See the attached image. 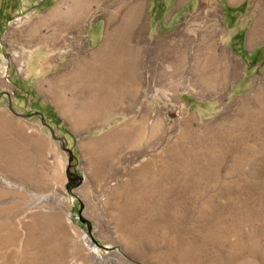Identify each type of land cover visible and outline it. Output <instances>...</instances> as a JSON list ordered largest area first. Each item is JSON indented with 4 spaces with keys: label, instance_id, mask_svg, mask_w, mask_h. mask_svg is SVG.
I'll list each match as a JSON object with an SVG mask.
<instances>
[{
    "label": "rangeland",
    "instance_id": "rangeland-1",
    "mask_svg": "<svg viewBox=\"0 0 264 264\" xmlns=\"http://www.w3.org/2000/svg\"><path fill=\"white\" fill-rule=\"evenodd\" d=\"M58 1L69 5V0H1L0 41H6V34L12 27L20 29L34 18L46 16L48 8ZM207 1L212 3L211 10H215L209 16L202 13L206 9ZM116 3V0L94 2L90 22L96 17L103 18ZM263 5L264 0H238L236 3L230 0H145L144 24H147L148 19L151 36L157 33L168 34L177 26L186 31L193 27L203 31L218 20L220 31L217 41L233 56L240 69L239 76L229 80L221 94L209 95L185 87L182 84V73L178 77L179 84L173 95L175 102H170L169 95H166V89L162 86L164 82L160 83L158 76L154 75L152 92H149V88L146 89L142 101H151L152 115L155 116L158 112L166 129L157 135L151 133L149 126L140 128L136 145L131 147L126 144L116 149L120 156L113 161L117 175L108 176L105 181L94 184L98 175L95 174V169L94 174L91 172L92 176L90 175L93 165H86L83 160H73L72 169L80 172L82 179L72 176V193L68 192L67 202L64 199L61 202L57 199H46L41 201L44 205L32 208L12 207L0 218L10 222L13 219L12 226L17 224L16 228L13 226L16 236L18 223L24 220L31 219L41 227L43 223L51 224L53 220L60 219L73 225L74 231L81 235L79 242L76 241L73 230L64 236L60 229H51L53 234L50 242L55 245L53 252L56 254L55 258L52 257L51 261H54L51 264H264V241L261 238L258 242L255 241L256 235L264 236V158L254 166L246 165L242 176L237 173L231 175L229 198L219 195L218 191L224 190L225 184L217 182V186L213 187L217 196L212 201L208 202L209 199L205 200L206 197L201 194L197 201L186 204L183 201L182 216L165 218L158 214L138 218V215L132 217L127 212L125 215L121 214L113 206L123 203V197L128 196L122 191L132 186V177L142 166L143 160L147 161L157 150H162L168 141L177 138L184 118L195 115L196 126L199 125L203 130L204 125L216 121L229 104L254 91L264 70V41L251 47L247 44V38L252 24L262 12ZM17 7L19 11L15 13L14 9ZM199 12L202 14L200 21L194 22V13ZM102 22L97 21L103 26ZM171 39L175 41L177 37ZM1 52L5 54L7 50L0 43V58ZM12 82L19 81L14 79ZM206 129L201 132L203 135L210 130ZM213 169L212 172L224 173L227 167L218 164ZM127 173L133 174L132 177L127 178ZM126 178L128 181H124ZM188 178L191 182V178ZM91 179L93 183L87 186ZM84 183L86 184L83 185ZM205 188L210 189V185L205 184ZM118 193L122 194L121 200L117 197ZM170 197L175 195L170 193ZM30 200L36 199L31 197ZM162 203L159 202L161 205ZM157 211L163 210L160 207ZM117 220L141 222L145 232H140L137 237L143 243L132 247L122 233L125 227L116 222ZM167 222L170 223L169 226ZM247 242H251L252 250L241 256L236 254L240 246ZM17 247L13 244L4 250L8 253L15 252ZM178 258L182 259L179 263Z\"/></svg>",
    "mask_w": 264,
    "mask_h": 264
},
{
    "label": "crops",
    "instance_id": "crops-1",
    "mask_svg": "<svg viewBox=\"0 0 264 264\" xmlns=\"http://www.w3.org/2000/svg\"><path fill=\"white\" fill-rule=\"evenodd\" d=\"M68 4L56 2L46 16L12 27L0 41L7 50L0 58L1 208L68 200L72 176L82 179L73 160L93 165L90 175L95 169L100 176L94 184L117 175L116 149L131 143L129 129L144 114L152 122L144 91L152 92L154 75L160 82L169 72L170 55L182 54L185 39L196 38L178 26L151 36L145 8L139 17L133 9L112 8L90 22L91 7ZM102 159L109 166L100 167Z\"/></svg>",
    "mask_w": 264,
    "mask_h": 264
},
{
    "label": "bare ground",
    "instance_id": "bare-ground-1",
    "mask_svg": "<svg viewBox=\"0 0 264 264\" xmlns=\"http://www.w3.org/2000/svg\"><path fill=\"white\" fill-rule=\"evenodd\" d=\"M72 1L82 3L84 8H90L93 0ZM116 1L113 8L133 9L137 17L141 16L143 8L146 7L145 0ZM182 1L180 0V2ZM230 2L236 3L238 0H230ZM211 5L212 3L207 1L206 9L203 11L206 16L215 11L211 10ZM197 17L199 16H194V20ZM219 28L218 20H215L210 28L200 31V33H197L195 27L189 29L188 31L195 32L196 38L185 39L189 44L185 43L182 54L170 55L172 58L168 65L170 70L160 80V83L164 82L162 86L166 89V95H169L168 101L175 102L173 95L179 84L178 77L182 73H184L182 84L185 87L200 94L209 95L221 94L228 85V81L239 76L240 69L233 56L217 41ZM249 31L248 46L252 47L264 41V5L260 16L254 21ZM173 59L175 60L173 61ZM261 75V81H258L259 84L256 82L257 86L252 93L249 92L236 102L229 104L224 109V113L216 121H211L207 126L204 125L203 130L199 125L196 126L197 117L195 115L184 118L177 138L168 141L162 150H157L158 152L156 151L154 156H149L147 161L143 160L142 166L136 170L137 173L133 177V174L130 173L134 183L128 187V190L122 191L128 196L123 197V203L113 205L114 209L120 211L121 214L127 212L132 217L138 215V218L148 217V215L152 217L158 214L165 218L182 216L183 201L184 204L197 201L200 194L206 197L205 200L208 198V202L212 201L217 196L213 188L215 185L217 186V182L225 184L224 190L218 191L219 195L229 198L231 175L237 173L242 176L246 165L254 166L256 162L264 158V70ZM141 119L129 129L132 141L128 146L133 147L138 143L136 138L140 135V128L149 126L151 133L157 135L166 129L158 112L153 116L152 122L147 114H144ZM208 127L210 130L203 135L201 132H205L204 128L209 129ZM97 162L100 167L109 166V159ZM218 164L227 167L224 173L212 172L213 167ZM111 174L113 173H106L107 176ZM188 177L191 178V182ZM205 184L210 185V189H206ZM170 193L175 197H170ZM118 196L121 200L122 194L118 193ZM160 201L165 203L161 205ZM41 204V201H38L34 206ZM160 207L162 212L157 211ZM9 208L12 207H0V216L7 213ZM11 220L13 221V219ZM12 221L0 218V264L53 263L54 259L53 261L51 259L55 258L56 254L53 252L55 245L50 242L53 234V232L51 234V229L52 231L60 229L64 236L73 230V234L75 233V237H77L76 241H81V235L77 234L73 225L67 223L66 220H53L51 224L43 223L42 227L31 219L22 222L19 220L21 223L17 222L18 236L13 229V226L16 228L17 224L12 226ZM137 221L133 220V223L132 220L116 221L125 227V231L122 233L126 235V239L132 247L141 243L137 236L140 232H145L142 223ZM168 224L170 223L167 222ZM260 238L264 241L262 235L260 237L256 235L255 241L258 242ZM15 240L17 243L14 242ZM247 243L241 245L236 254L241 256L245 252H250L253 247L251 242ZM13 244L18 246L15 252L8 253L4 250L7 247L9 249ZM254 246L256 245L254 244ZM181 261L182 259L178 258L177 262Z\"/></svg>",
    "mask_w": 264,
    "mask_h": 264
}]
</instances>
